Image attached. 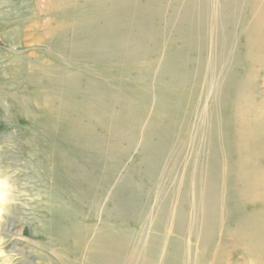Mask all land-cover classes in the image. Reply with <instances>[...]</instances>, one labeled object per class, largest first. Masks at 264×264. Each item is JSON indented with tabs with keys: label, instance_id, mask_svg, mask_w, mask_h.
<instances>
[{
	"label": "rangeland",
	"instance_id": "1",
	"mask_svg": "<svg viewBox=\"0 0 264 264\" xmlns=\"http://www.w3.org/2000/svg\"><path fill=\"white\" fill-rule=\"evenodd\" d=\"M263 167L264 0H0V264H264Z\"/></svg>",
	"mask_w": 264,
	"mask_h": 264
},
{
	"label": "bare ground",
	"instance_id": "2",
	"mask_svg": "<svg viewBox=\"0 0 264 264\" xmlns=\"http://www.w3.org/2000/svg\"><path fill=\"white\" fill-rule=\"evenodd\" d=\"M71 100H72V99H71ZM237 111H238V110H237ZM96 115H97V114H96ZM68 131H70V133H74V132H75V131H73L72 129H67V130H65V133L68 132ZM240 131H241V130H240ZM249 134H250V133H249ZM249 136H251V134H250ZM237 137H238V136H237ZM251 137H252V136H251ZM234 138H235V137H234ZM241 138H242V137H241ZM239 140H240V138H239ZM239 140H238V141H239ZM248 140H249V138H248ZM252 141H253V139H252ZM236 142H237V141H236ZM238 148H239V147H238ZM238 148H237V149H238ZM242 148H243V147H242ZM246 149H247V148H246ZM249 149H250V148H249ZM251 149H252V148H251ZM240 150H241V148H240ZM246 151H247V150H246ZM236 152H237V151H236ZM238 152H239V151H238ZM246 153H247V152H246ZM239 154H240V153H239ZM182 159H183V158H182ZM64 162H65V161H64ZM254 162H255V161H254ZM65 163H66V162H65ZM247 164H248V163H247ZM250 164H251V163H250ZM63 165H64V166H67V164H63ZM245 165H246V164H245ZM247 166H248V165H247ZM263 168H264V167H263ZM225 169H226V168H225ZM261 169H262V168H261ZM252 170H253V169H252ZM257 170H258V169H257ZM254 171H255V170H253L252 173H254ZM258 171H260V170H258ZM258 171H256V173H257ZM261 171H263V170H261ZM249 172H250V171H249ZM249 172H248V173H249ZM262 173H263V172H262ZM240 174H241V173H240ZM241 175H243V174H241ZM243 176H244V175H243ZM243 180H244V179H243ZM172 182H173V181H172ZM181 183H182V182H181ZM241 185H242V184H241ZM244 185H245V184H244ZM247 185H248V187H247V188H248V189H247L248 191L246 190V192L249 193L250 198H253V200L256 201V202H260V203H262V201L264 200V175H262L261 173H260V175H259V172H258L257 174H255V175H254V174H250V175H248V177H247ZM192 187H193V186H192ZM76 189H77V188H76ZM237 190H238V189H237ZM75 191H76V190H75ZM223 191H224V190H223ZM71 192H73V191H71ZM77 193H78V192H77ZM79 193H81V191H80ZM75 194H76V193L74 192V194L72 195L74 198H76ZM246 194H247V193H246ZM222 196H223V195H222ZM240 196H241V195H240ZM78 197H79V196H78ZM78 197H77V198H78ZM81 197H83V199H84V197H85V196H84V193L81 195ZM69 198H70V197H69ZM86 198H87V197H86ZM86 198H85V200H86ZM88 198H89V197H88ZM80 200H81V199H80ZM88 200H89V199H88ZM88 200H87V201H88ZM126 200H127V199H126ZM126 200H125V201H126ZM131 200H132V199H131ZM134 200H135V199H134ZM82 201H83V203H84V200H81V202H82ZM128 201H129V199H128ZM128 201H126V202H128ZM129 202H130V201H129ZM59 203H60V202H59ZM122 203H124V200H123ZM133 203H134V201H133ZM135 203H136V202H135ZM263 203H264V202H263ZM85 204H86V203H85ZM70 205H72V204H70ZM131 205H132V204H131ZM133 206H134V205H133ZM193 206H194V205H193ZM193 206H192V208H194ZM199 206H200V205H199ZM121 207H122V205H121ZM121 207H120V208H121ZM127 207H128V206H127ZM174 207H175V206H174ZM95 208L97 209V207H95ZM197 208H198V207H197ZM197 208H196V209H197ZM73 209H74V208H73ZM73 209H72V210H73ZM114 209H115V208H114ZM131 209H132V208H131ZM76 210H77V209H76ZM97 210H99V209H97ZM100 210H101V209H100ZM104 210H105V211H108L109 213L111 212V211H109V209H108V210L104 209ZM115 210H116V209H115ZM194 211H195V210H194ZM71 212L73 213V211H71ZM71 212H69V213H71ZM74 212H75V211H74ZM182 212H183V211H182ZM105 213H106V212H105ZM109 213H108V214H109ZM73 214H74V213H73ZM77 214H78V213H77ZM79 214H80V213H79ZM67 215H68V213H67ZM67 215H66V217L63 216V218H64L63 220H65V219L67 218ZM70 215H71V214H70ZM176 215H178V214H176ZM180 215H181V212H180ZM184 215H185V214H184ZM75 216H76V214H75ZM181 216H183V215H181ZM181 216H180V217H181ZM150 217H151V216H150ZM71 218H73V217H71ZM176 218H177V216H176ZM181 218H182V217H181ZM183 218H184V216H183ZM67 219H68V218H67ZM76 219H77V217H76ZM76 219H75V220H76ZM185 219H186V218H184V220H185ZM205 219H206V218H205ZM69 220H70V219H69ZM178 220H179V219H178ZM181 220H182V219H181ZM181 220H179V221H181ZM182 221H183V220H182ZM182 221H181V222H182ZM199 221H200V220H199ZM69 222H70V221H69ZM71 223H72V222H71ZM71 223H70V224H71ZM74 223L76 224L75 221H74ZM115 223H116V222H115ZM143 223H144V222H143ZM179 223H180V222H179ZM179 223H178V224H179ZM183 223H185V222L183 221L182 224H183ZM188 223H189V222H188ZM188 223H187V224H188ZM193 223H194V222H192V224H193ZM64 224H65V223H64ZM68 224H69V223H68ZM75 224H74V225H75ZM104 224H105V223H104ZM173 224H174V223H173ZM182 224H181V225H182ZM189 224H190V223H189ZM66 225H67V224H66ZM76 225H77V224H76ZM112 225H113V224H112ZM124 225H125V224H124ZM148 225H149V224H148ZM181 225H180V226H181ZM190 225H191V224H190ZM263 225H264V224H263ZM263 225H262V226H263ZM62 226L65 227V225H62ZM68 226H69V225H67L66 228H68ZM70 226H71V228H72L73 223H72ZM114 226H115V225H114ZM118 226H119V225H118ZM184 226H186V225H184ZM184 226H183V227H184ZM73 227H74V226H73ZM77 227H78V226H77ZM123 227H124V226H123ZM123 227H122V228H123ZM171 227H172V226H171ZM186 227H187V226H186ZM189 227H190V226H189ZM66 228H65V229H66ZM74 228H75V227H74ZM74 228H73V229H74ZM78 228H79V227H78ZM122 228H121L120 230H118V229H117V230H118L119 232H121ZM81 229H82V228H81ZM115 229H116V228H115ZM62 230H64L63 227H62ZM68 230H69V229H68ZM125 230H126V229H125ZM125 230H124V231H125ZM127 230H128V229H127ZM64 231H65V230H64ZM70 231H72V230H70ZM70 231H69V232H70ZM75 231H77V230H75ZM78 231H79V230H78ZM178 231H179V230H178ZM200 231H201V230H200ZM119 232H118V233H119ZM185 232H186V231H185ZM194 232H195V231H194ZM209 232H210V231H209ZM240 232H241V231H240ZM62 233L64 234V232H62ZM62 233H61V235H62ZM66 233H68V232H66ZM66 233H65V234H66ZM73 233H74V232H73ZM73 233H70V235L73 234ZM121 233H122V232H121ZM138 233L141 234L140 231H139ZM258 233H260V234L262 235V237H264V228L260 226V227L258 228ZM68 234H69V233H68ZM75 234H76V235L78 234V238H79V234H80V232H79V233L75 232ZM122 234H123V233H122ZM128 234H129V233H128ZM130 234H131V233H130ZM130 234H129V235H130ZM260 234H259V235H260ZM257 235H258V234H257ZM62 236H63V235H62ZM73 236H74V235H73ZM123 236H124V235H123ZM130 236H132V234H131ZM138 236H139V235H138ZM145 236H146V235H145ZM57 237H58V236H57ZM57 237L55 236V238H57ZM59 237H60V236H59ZM120 237H121V236H120ZM228 237H229V236H228ZM139 238H140V237H139ZM144 238H145V237H144ZM171 238H172V237H171ZM259 238H260V236H259ZM121 239H122V237H121ZM131 239H132V238H131ZM135 239L138 240V238H135ZM165 239H166V238H165ZM223 239H224V238H223ZM241 239H242V238H241ZM166 240H167V239H166ZM97 241H98V240H97ZM97 241H95V242H97ZM122 241H123V239H122ZM132 241H133V240H132ZM132 241H130V242H132ZM142 241H143V240H142ZM222 241H223V240H222ZM135 242H137V241L134 240V243H135ZM155 242H156V241H155ZM226 242H227V241H226ZM122 243H124V242H122ZM128 243H129V241H128ZM164 243H165V241H164ZM221 243H222V242H221ZM243 243H244V242H243ZM111 244H112V243H111ZM113 244H114V243H113ZM120 244H121V243H120ZM143 244H144V243H143ZM143 244H142V246H144ZM152 244H153V243H152ZM154 244H155V243H154ZM90 245L92 246V243H91ZM124 245H125V244H124ZM131 245H132V244H131ZM158 245H160V244L158 243ZM163 245H164V244H163ZM224 245H226V243H225ZM132 246H133V245H132ZM145 246H147V245H145ZM151 246H153V245H151ZM242 246H243V245H242ZM113 247H114V246H113ZM113 247H112V248H113ZM140 247H141V244H140ZM147 247H148V246H147ZM148 248H149V247H148ZM154 248H155V247H154ZM161 248H162V247H161ZM168 248H169V247H168ZM168 248H167V249H168ZM159 249H160V248H159ZM165 249H166V247H165ZM169 249H170V248H169ZM171 249H172V248H171ZM93 251H94V250H93ZM100 251H101V249H100ZM102 251H103V250H102ZM104 251H105V250H104ZM112 251H113V250H112ZM142 251H143V250H142ZM154 251H156V249H155ZM257 251H258V250H257ZM89 252H90V250H89ZM113 252H114V251H113ZM148 252H149V251H148ZM261 252H262V251H261ZM156 253H157V252H156ZM87 254H88V253H87ZM87 254H86V255H87ZM144 254H146L145 250H144ZM261 254H262V253H261ZM88 256H89V255H88ZM145 256H146V255H145ZM148 256H149V255H148ZM167 258H168V257H167ZM86 259H87V258H86ZM91 259H92V258H91ZM86 261H87V260H86ZM148 261H149V260H148ZM162 261H164V260H161V262H162ZM165 261H166V260H165ZM165 261H164V262H165ZM138 262H139V261H138ZM89 263H92V262H89Z\"/></svg>",
	"mask_w": 264,
	"mask_h": 264
}]
</instances>
